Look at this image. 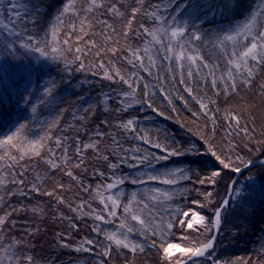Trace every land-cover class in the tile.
I'll return each mask as SVG.
<instances>
[{"label":"snow or ice","instance_id":"6c2138e0","mask_svg":"<svg viewBox=\"0 0 264 264\" xmlns=\"http://www.w3.org/2000/svg\"><path fill=\"white\" fill-rule=\"evenodd\" d=\"M137 3L138 6L131 9V17L121 31L117 32L116 27L108 20L100 19L97 23L103 25V29L97 33L94 31L93 21L96 20L98 12L102 11L114 19H124V13L119 10L117 3L105 7L104 0H87L85 6L80 0H66L56 15L55 22L41 35L40 22L36 18L41 15L38 11L40 5L34 4L32 0H0V79L12 75H27V86L23 92L18 93L20 100L17 105L22 100L26 106H30L31 113L28 118L17 119L10 134L0 138V187H3L5 193L0 195V202L7 196H28V192L23 190L26 185L25 173L29 170L25 161H34L36 157L41 158L50 170L63 172L88 192L90 186H84L72 169H80L84 165L83 170H87L85 153L91 149L95 158L107 162L112 171L111 182L98 185L96 189V195L103 208L91 209V205L86 202L75 208L70 203L66 206L70 211L80 214L81 219L92 216L102 224H115L118 218V229L107 230L96 224L92 231L97 237L102 236L103 241L82 237L75 244L69 241V236L65 233H57L58 239L54 243L60 249L95 254L101 259L93 261V264H110L113 247L118 253L120 250H127L135 256L137 252L143 253L147 245L157 250L163 264H222L215 251L217 236L223 223L222 214L233 206V199L243 206L242 202L251 198L249 190L255 191L257 185L260 186L261 192H264V173L259 176H246L243 184L235 179L228 181L225 197L220 199L219 203L213 191L207 189L214 188L220 182L225 170L240 174L254 167V161L241 155L238 149L245 148L249 152L264 151V139H257L254 135L255 128L250 131L247 122L242 124L240 113L226 112L224 119L227 127L224 129L221 143L217 139L216 119V112L220 109L213 111L209 107L210 104H215V100L208 98L206 93L199 98L194 95L193 84L200 87L211 85L216 96L223 93L225 97L233 93L238 94V86H251L255 71L264 67V0H252L247 11L237 17L234 23L219 29L215 41L209 42L220 52V58L213 62L206 60L201 54V49L195 46V42L203 39L201 31L196 30V22H204L203 15L209 13L224 16L225 12L229 11L236 16L240 7L239 0H220L219 4L214 0H208L207 3L201 0H161V3L151 5L149 9L144 8L145 0H137ZM137 14L151 19L152 26L140 24L139 29H133L132 24ZM65 16L75 19L66 22L63 19ZM130 32L134 36L148 37L143 40V47L128 46L126 49L129 55L123 59L133 71L126 75L121 74L111 61L109 64L114 69L112 72L103 60L93 65L103 69V76L107 80L121 82L127 86V91L120 93L122 98L117 101L119 106L115 111L128 112L134 106L144 104L153 112L165 116L164 112H159L153 105L151 95H155V91L150 89L147 83H144L145 99L138 98L137 90L144 80L140 75L142 71L154 77L156 84L153 88L164 96L175 112L176 108L166 85H175L178 80L184 91L199 104L201 112H193L192 115H203L211 122L210 125L198 126V130L193 133L202 141V150L195 147L182 149L179 145L170 143L167 136L162 141L159 136H153L147 130L139 128L138 120L134 116L120 120L114 125L124 140L130 137L141 142L131 147H124L123 140L107 131L94 132L87 143L82 142L79 136L53 137L52 131L60 127V114L51 120L41 119L37 130L39 132L42 129V135L30 138L24 134L31 121L36 119L38 111V105L32 101L33 93L29 88L42 89L39 105L55 104L59 95L56 77L50 76L42 85L40 83L41 74L45 71L41 57L45 62H62L64 68L61 71H90L85 64L87 56H115L121 46V39L127 45ZM96 35L102 37L103 43L94 39ZM81 42L83 47L80 46ZM30 53H38L39 56L33 59ZM69 54L72 56L71 60L68 59ZM161 73L165 75L162 77ZM33 74L36 76L35 81L31 79ZM179 99L183 100L184 97L180 96ZM26 110L21 108L20 112ZM92 110V105L84 109L85 112ZM19 115L17 113V116ZM80 119L84 120L85 117ZM101 123L108 126L109 122L105 120ZM177 123L180 121L177 120ZM188 130L192 132L191 128ZM105 136H111L112 142L101 151V140ZM239 137L243 139L238 142ZM49 141L52 142L51 145ZM189 153L211 157L210 163L213 167L206 174L191 168L170 167L168 162L172 157ZM110 156L114 159H110ZM122 167L135 171L118 175L117 170ZM93 174L104 176L103 172ZM184 182L202 186L205 190L202 191L201 187L188 189ZM125 183L144 185L145 188L140 194L133 191L127 203H124V193L116 190ZM152 184L169 187H150ZM8 185L17 187H7ZM177 185L180 187H175ZM64 187L63 184H55L51 190H42L41 186L33 183L29 192L53 197L59 205L66 203L57 192V189L62 190ZM190 191L196 192L200 198L188 200L187 193ZM141 196L143 198H140ZM177 197H182L184 202L172 204ZM85 206L91 211L82 212L81 209ZM29 210L33 213L43 212V209L36 205L31 209L22 206L0 214V264H39L34 255L33 240L41 230L35 227L27 228L26 237L31 239L17 238L11 234V230L16 227V221L10 219L12 212ZM59 219L68 220L69 234L71 229L78 227L73 222V217H66L61 213ZM133 236L143 239L138 241L133 239ZM58 259V256L51 257L48 264H57ZM126 264H134V261L129 260ZM233 264H248V260L234 261ZM253 264H264V258L254 261Z\"/></svg>","mask_w":264,"mask_h":264},{"label":"trees","instance_id":"16d2710c","mask_svg":"<svg viewBox=\"0 0 264 264\" xmlns=\"http://www.w3.org/2000/svg\"><path fill=\"white\" fill-rule=\"evenodd\" d=\"M36 5H40L38 11L41 14L36 17L39 20L40 34L47 30L49 25L55 22L56 15L63 8L66 0H32ZM105 7H108L112 3H117L119 10L124 13V19H114L110 15L98 12L96 20L93 21L95 28L94 31L99 33L103 29V25L97 23L100 19H106L109 23L113 24L117 32L121 31L123 25L131 17V9L137 7V0H104ZM203 3H207L208 0H201ZM216 4H219L220 0H214ZM240 7L237 9L236 16H233L231 12L226 11L224 16L219 13L213 15L209 13L203 15V21L196 22V30L201 31L202 41L195 42V46L201 49V54L205 59L213 62L220 58L219 49H214L212 44L214 42L219 29L227 28L230 23H234L242 13H245L249 8L252 0H239ZM80 3L85 5L87 0H80ZM161 3V0H145L144 8L149 9L151 5ZM66 22L74 21V17H63ZM144 24L146 27H151L153 21L140 14H137L136 19L133 21V29H139V25ZM111 34V33H109ZM63 35V33H61ZM94 39L98 43H103L102 37L96 35ZM148 37L134 36L129 33V41L127 45L125 41L121 39L120 47L115 56L108 54L96 57L94 55L87 56L85 58V64L91 70L81 72H65L61 71L64 68V64H59L51 61H43L45 71L41 74V85L49 79V77H56L59 84V95L56 98V103L52 105H39V98L42 95V89L29 88V91L33 93L31 99L38 105V111L36 113V119L32 120L29 129L25 131V135L30 138H35L36 135L43 134L41 129L37 130V125L41 119H54L56 115L60 114V127L53 130L51 135L53 137L64 135L75 138L79 136L80 140L84 143L89 142V138L96 131H107L115 134L118 139L123 140L124 147H131L135 144H140V141L129 139L124 140V137L114 127L120 120H126L132 116L138 120V126L141 129L147 130L153 136H159L163 141L165 136L169 137V142L179 145L182 149L199 148L203 149V143L197 135H193L198 130V126L204 124L210 125V120L203 115L195 117L193 112L200 113L201 109L197 100L192 99L183 89V86L179 84L177 80L175 85L167 84L166 87L171 93L176 111H172V107L167 103L164 96L159 93L153 86L156 84L154 77L148 76L147 73L140 72V75L144 77L138 88V98L144 99V83L149 85L150 89L155 91V95H151L153 105L159 110L164 112L165 116H160L158 112H153L147 105L141 104L129 109L128 112H116L115 109L119 106L114 98L120 92L127 91V86L121 82H112L104 78L103 69L93 67L98 61L103 60L106 67L110 69V72L114 71L111 64L115 66V69H119L121 74L126 75L133 71L132 67L127 64L123 57L128 56L127 47L133 48L143 47V40ZM74 40V37H73ZM83 47V43L80 44ZM33 59L39 56L38 53L29 54ZM68 59L71 60V54L68 55ZM27 63V61H25ZM221 66L223 61L221 60ZM74 68V66H73ZM165 74L161 73L163 77ZM31 79L36 80L35 74ZM28 77L25 75L21 77L19 75H12L3 79H0V138H2L8 130H13L15 121L20 117L28 118L31 116L30 106H26L21 100L19 105L17 101L20 100L18 93L23 92V89L27 86ZM187 80V78H186ZM264 67H260L255 71L254 79L249 87L238 86V94L233 93L225 97L223 93L216 96L211 85L200 87L197 84H193L194 95L202 97L205 95L208 98L215 100V104H210L209 107L215 111L219 108L220 111L216 112L217 119V139L223 143L224 129L227 127V122L224 119L226 112H237L241 114L242 124L247 122L249 130L255 128L254 135L257 139H264ZM219 87V84H218ZM108 93L107 97L112 99L109 102V108L104 111L100 108V100L103 94ZM27 95V93H25ZM183 96L184 99H179ZM118 100V99H117ZM187 101V104H185ZM207 102V99H205ZM99 104V106H98ZM89 105L93 106L91 112H85L84 109ZM21 108L27 110L23 113L20 112ZM191 110V111H190ZM17 113L20 115L17 116ZM85 117L81 120L80 117ZM168 116L173 117L167 119ZM107 120L108 126L103 125L101 122ZM177 120L180 123H177ZM99 126V127H98ZM191 128L192 132L188 129ZM8 135V134H5ZM242 137L237 138L238 142L242 141ZM111 136H105L101 140V151H104L105 147L111 144ZM51 145V141L48 142ZM238 151L246 158L253 160L254 162L264 161V151L257 152L255 150L249 152L245 148H240ZM44 155V153H42ZM85 165L87 170H83L84 165L80 169H72L74 175L79 176L80 181L84 186H90L89 191L85 192L83 187L79 185L75 180L67 175H64L61 171L53 172L49 166L39 157L34 158V161H25L29 165V170L25 173L26 185L23 186V190L28 192V196H7L3 202H0V214L4 211H12L13 208L19 209L22 206L31 207L39 205L43 209L42 213H33L29 211L12 212L10 216L11 220L16 221V227L11 230V234L17 238H27L25 230L27 228H39L41 231L39 235L33 240L34 255L39 264H48V260L51 257H59L57 264H71L75 262L73 260H80L83 264H93V261H98L101 257L95 254H88L82 252H74L68 249H60L54 242L58 239L57 233H65L69 236V241L75 244L80 241L82 237H96V233L92 231V228L99 221H95L92 216H85L82 219L80 214L70 211L66 206L72 204L73 208L80 205L82 202L91 205V209L100 210L103 208L99 197L96 195V189L98 185H102L106 182H111L112 171L108 168L107 162L98 160L95 158V153L89 149L85 153ZM73 159L75 157L73 156ZM110 159L114 157L110 156ZM211 157L205 155H197L195 153H189L185 156L172 157L168 162L170 167H185L191 168L194 171H200L201 174H206L212 167ZM34 165V166H33ZM135 170L127 167H122L117 170L118 175L123 173H130ZM103 172L104 176L94 175L93 173ZM264 173V165L258 166L244 173L238 180L240 184L245 182V177L250 174L259 176ZM236 174L225 170L222 174V179L214 188H208L212 190L214 196L217 198V203L220 199L225 197V192L228 187V181L233 180ZM195 178V177H194ZM37 184L41 186V189L51 190L55 184H63L64 189H57V192L65 200V204H57L53 197L41 196L37 193L29 192L31 184ZM150 187H162L167 188L169 186L152 184ZM184 186L188 189L193 187H201V190H205L202 186H194L191 182H184ZM7 187L15 188L17 186L8 185ZM179 188L180 186H175ZM144 185H131L125 183L120 186V189L116 191H122L124 196L122 200L127 203L133 191L138 194L142 193ZM103 191V189H101ZM251 198L243 201L241 206L233 199V206L230 207L223 216V223L221 230L217 238L216 243V255L222 264H233L234 261L246 259L248 264H253L254 261H258L264 258V192H261L260 186L257 185L255 191H251ZM3 187H0V195H4ZM106 195L109 193H105ZM218 194V195H217ZM188 200L198 199L197 193L190 191L187 193ZM140 198H143L142 196ZM182 197H177L172 204L183 203ZM90 208L85 206L81 209L82 212H90ZM66 217H73V222L78 226L76 229H71L69 234L70 225L68 220H60V214ZM119 215V210H118ZM119 225V219H116L115 224H103L102 228L107 230H117ZM98 240L103 241V237H97ZM133 239L142 241L143 238L133 236ZM104 243H108L107 241ZM178 254V253H177ZM251 258V259H249ZM132 260L134 264H163L160 254L156 249L145 246L143 253L137 252L133 256L127 250H117L113 247L112 258L110 264H126L127 261Z\"/></svg>","mask_w":264,"mask_h":264},{"label":"rangeland","instance_id":"374dc122","mask_svg":"<svg viewBox=\"0 0 264 264\" xmlns=\"http://www.w3.org/2000/svg\"><path fill=\"white\" fill-rule=\"evenodd\" d=\"M120 93H122V92H120ZM120 93H118L117 95H116V97H113L114 98V103H115V100L116 101H118L119 99H121L122 97L120 96ZM107 95H108V93H104L103 95H102V98H101V100H100V105L102 104V106H99V104H98V106L100 107V108H103V110L104 111H107L108 110V108H109V102H110V100L112 99H108L107 98ZM118 99V100H117ZM144 99H145V97H144ZM113 100V99H112ZM136 106H139V105H136ZM135 107V106H134ZM12 130H8L7 131V133H5V134H10V132H11ZM2 135V136H6V135ZM106 195V194H105ZM97 224H100V226H101V228H102V226H103V224L101 223V222H99V223H97ZM96 225V224H95ZM90 238H92V239H99V238H97V236L96 237H90ZM106 242V241H105ZM68 250H71V249H68ZM73 261H75V262H72L71 264H83V262H81L80 260H78L77 259V261L76 260H73Z\"/></svg>","mask_w":264,"mask_h":264},{"label":"water","instance_id":"95a60500","mask_svg":"<svg viewBox=\"0 0 264 264\" xmlns=\"http://www.w3.org/2000/svg\"><path fill=\"white\" fill-rule=\"evenodd\" d=\"M254 167H252L251 169H254V168H256V167H258V166H261V165H264V161H258V162H254ZM250 169V170H251ZM247 171H249V170H245L244 172H242V173H240V174H236L235 175V180H239L240 178H241V176L244 174V173H246ZM217 238H218V236H217Z\"/></svg>","mask_w":264,"mask_h":264}]
</instances>
